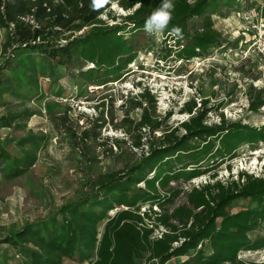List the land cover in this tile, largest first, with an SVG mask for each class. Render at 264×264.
Listing matches in <instances>:
<instances>
[{
    "label": "trees",
    "instance_id": "obj_1",
    "mask_svg": "<svg viewBox=\"0 0 264 264\" xmlns=\"http://www.w3.org/2000/svg\"><path fill=\"white\" fill-rule=\"evenodd\" d=\"M230 2L172 0L173 18L160 34L181 46L177 60L201 58L210 48L224 45L211 18L219 16ZM161 3L108 0L94 9L92 0H0V30L6 32L0 71L9 70L20 55L26 60V66L18 69L20 78L0 73V101L5 95H16L21 81L36 92L41 90L37 58L52 71L60 67L76 70L84 79L101 72L103 81L99 85L117 82L137 56L138 33L145 31L147 18ZM113 4L127 14L120 17L121 22L108 25L101 16L107 14L116 22L110 11ZM194 20L200 23L191 28ZM177 28L179 33L173 31ZM83 29H87L84 34L77 35ZM88 65L93 67L84 70ZM262 93L249 88L250 112L257 113L264 107ZM129 102L141 109L138 121H125L139 132L133 143L138 149L143 145L142 131L153 135L164 122L156 113V97L148 89ZM207 103L200 101L198 108L195 101L186 103L181 112L190 118L177 127H164L161 137L148 141V155L142 154L136 164L95 179L86 172L88 193L43 220L16 228L4 243L19 248L22 264H62L64 259L88 264H167L181 258V264H248L239 259L241 253L264 249V240L251 241L249 237L264 223V177L241 172L236 180L208 182L191 188L182 205L167 209L181 194L170 187L172 182L189 183L235 158L240 147L264 144V127L229 122L222 115L219 124L207 125ZM1 121L3 127H9L8 120ZM98 132L92 136L89 130L71 133L72 141L85 146ZM39 140L26 137L18 141L21 157H13L7 144L0 143V165L8 164L1 173L4 180L20 178L34 166ZM85 157L89 161L87 169H91L96 159ZM216 177V173L211 175V179ZM239 200L250 201L254 207L231 212V206ZM146 204L150 209L141 213ZM153 207H158L159 213ZM117 208L122 209L107 218ZM105 220L99 233L98 227ZM160 226L165 231L160 238H153Z\"/></svg>",
    "mask_w": 264,
    "mask_h": 264
},
{
    "label": "rangeland",
    "instance_id": "obj_2",
    "mask_svg": "<svg viewBox=\"0 0 264 264\" xmlns=\"http://www.w3.org/2000/svg\"><path fill=\"white\" fill-rule=\"evenodd\" d=\"M263 6V0H231L223 6L221 14L211 19L214 28L222 34L224 45L212 47L203 57L190 61L177 60L181 46L168 41L160 33L149 35L145 31L140 32L136 41L138 53L126 68V74L117 82L104 85H99L103 81L101 72L84 79L76 70L60 67L52 71L37 58L41 90L36 92L21 81L16 86V95H5L0 101V143L7 144L13 157L22 156L18 141L26 137L40 139L36 162L24 176L12 181L4 180L1 173L8 164L0 165V264H22L23 260L19 248L4 243L7 235L26 223L43 220L61 206L88 193L86 172L89 178L95 179L98 175L136 164L142 154L148 155V141L161 137L164 127H177L190 118L189 114L181 112L186 103L195 101L198 108L200 101L208 102L207 125L219 124L222 115L229 122L264 127V107L257 113L247 108L250 87L262 90L264 97ZM256 9H259V16L255 19L252 11ZM110 11L117 20L114 22L107 14L102 15V21L108 25L121 22L120 17L127 14L116 4L110 7ZM199 23V20L192 21L191 28ZM86 30L77 35L84 34ZM5 36L6 32L0 30V65L5 59L2 53ZM128 37L126 34L125 38ZM166 51L171 52L167 55ZM12 63L9 70L1 69L0 73L20 78L18 69L26 66L24 56L20 55ZM92 67L88 65L84 70ZM145 88L156 97V113L164 124L153 135L142 131L143 145L137 149L133 143L139 132L125 121L127 118L138 121L141 109L134 108L129 101ZM167 114L170 116L166 117ZM2 119L9 121V127H3ZM84 130H89L90 136L95 131L99 132L85 146L74 144L71 133L78 135ZM86 155L96 159L91 163V169H87L89 161H86ZM241 172L264 177V144L240 147L235 158L189 183L172 182L170 187L181 194L167 205V209L171 211L182 205L191 188L216 180H236ZM213 173L217 175L215 179H211ZM253 207L250 201L239 200L233 203L230 211L235 213ZM121 209L117 208L115 212ZM148 209L150 205L142 206L141 213L148 212ZM152 210L159 213L158 207ZM113 215L114 212L107 218ZM105 222L99 225V233ZM147 223L152 227L149 221ZM162 231L164 228L160 226L152 237H157ZM249 237L251 241L264 240V223ZM239 259L248 264H264V249L243 252ZM183 261L181 258L168 264H181ZM88 263L66 259L62 262Z\"/></svg>",
    "mask_w": 264,
    "mask_h": 264
},
{
    "label": "clouds",
    "instance_id": "obj_3",
    "mask_svg": "<svg viewBox=\"0 0 264 264\" xmlns=\"http://www.w3.org/2000/svg\"><path fill=\"white\" fill-rule=\"evenodd\" d=\"M107 2L108 0H92V6L98 9ZM174 7L172 0H162L161 5L147 18L144 25L145 32L149 35L163 32L173 18ZM173 31L179 33L178 28Z\"/></svg>",
    "mask_w": 264,
    "mask_h": 264
},
{
    "label": "built area",
    "instance_id": "obj_4",
    "mask_svg": "<svg viewBox=\"0 0 264 264\" xmlns=\"http://www.w3.org/2000/svg\"><path fill=\"white\" fill-rule=\"evenodd\" d=\"M263 1H264V0H263ZM263 7H264V6H263ZM252 16L256 19V18L259 16V9H258V10H257V9H256V10H253V11H252ZM259 38L262 39V36L259 35ZM154 208H156V207H154ZM115 210H117V209H115ZM115 210L113 211L114 213H115ZM111 213H112V212H111ZM164 231H165V230H164ZM164 231H162L161 234H158V236H157V237H154V238H160L161 235H162V233H163Z\"/></svg>",
    "mask_w": 264,
    "mask_h": 264
},
{
    "label": "crops",
    "instance_id": "obj_5",
    "mask_svg": "<svg viewBox=\"0 0 264 264\" xmlns=\"http://www.w3.org/2000/svg\"><path fill=\"white\" fill-rule=\"evenodd\" d=\"M168 264V263H167Z\"/></svg>",
    "mask_w": 264,
    "mask_h": 264
}]
</instances>
